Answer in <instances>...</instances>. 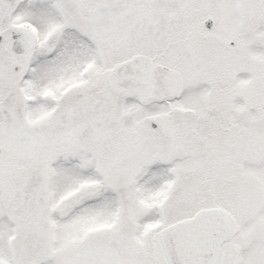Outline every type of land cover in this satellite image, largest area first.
I'll return each mask as SVG.
<instances>
[{
    "label": "snow or ice",
    "instance_id": "obj_1",
    "mask_svg": "<svg viewBox=\"0 0 264 264\" xmlns=\"http://www.w3.org/2000/svg\"><path fill=\"white\" fill-rule=\"evenodd\" d=\"M0 264H264V0H0Z\"/></svg>",
    "mask_w": 264,
    "mask_h": 264
}]
</instances>
